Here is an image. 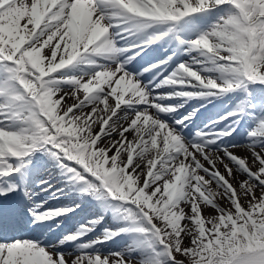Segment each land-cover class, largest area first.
Masks as SVG:
<instances>
[{"label": "snow or ice", "instance_id": "1", "mask_svg": "<svg viewBox=\"0 0 264 264\" xmlns=\"http://www.w3.org/2000/svg\"><path fill=\"white\" fill-rule=\"evenodd\" d=\"M0 264H264V0H0Z\"/></svg>", "mask_w": 264, "mask_h": 264}]
</instances>
